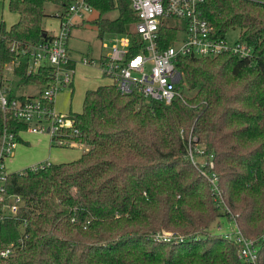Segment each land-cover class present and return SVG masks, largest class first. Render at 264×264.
<instances>
[{"label":"trees","instance_id":"16d2710c","mask_svg":"<svg viewBox=\"0 0 264 264\" xmlns=\"http://www.w3.org/2000/svg\"><path fill=\"white\" fill-rule=\"evenodd\" d=\"M70 2L8 1L17 21H0V75L13 44L49 37L44 5ZM86 2L97 12L89 21L97 38L129 35L135 55L129 0ZM201 9L212 37L239 30L251 57H179V95L168 105L113 83L87 90L81 112L66 115L79 131L66 138L86 145L79 158L6 177L5 193L22 202L0 223V249L17 241L24 222L27 239L0 264H264V3L207 0ZM176 24L162 21L160 48L179 35ZM15 77L40 91L53 83L45 66L28 73L22 65ZM7 125L25 130L13 119ZM201 158L205 165H192ZM221 218L234 230L211 232ZM238 237L253 243L254 263L241 259Z\"/></svg>","mask_w":264,"mask_h":264},{"label":"built area","instance_id":"2783aa9c","mask_svg":"<svg viewBox=\"0 0 264 264\" xmlns=\"http://www.w3.org/2000/svg\"><path fill=\"white\" fill-rule=\"evenodd\" d=\"M207 0H129L136 22L133 32L138 36L134 48L139 49L135 55L129 50L132 46L129 35H111L108 42L101 47L105 53L99 60L82 56L80 63L98 66L102 75L109 78L121 94H138L148 101L170 104L179 95L177 84L181 75L176 68L179 57H216L222 53L233 52L240 57H251V48L235 42L228 44L226 38L212 37L205 19L202 18V5ZM264 3V0H249ZM94 9L86 0H71L67 8L56 11L54 16L59 21V31L32 46L13 44L10 51L14 59L4 67L0 75V200L3 201V213L14 214L21 198L5 193V180L8 173L5 161L12 158L23 131L31 134L45 135L50 143L68 146L71 142L66 137L79 134L73 122L66 116L56 113L53 108V96L61 86L71 85L75 72V63L68 52L67 40L74 26V19L83 21ZM175 20L174 30L183 35L179 46L173 43L167 47L158 46L159 28L163 20ZM25 65L28 73H36L40 67L52 69L53 83L36 96L12 95L10 78L15 70ZM13 119L25 125V130L14 132L8 128ZM19 137V138H18ZM45 165H48L45 164ZM44 166L37 164L29 167L35 170ZM212 175L210 182L214 184ZM215 186V185H214ZM17 241L0 249V259L8 258L25 246L27 234L23 230ZM240 246V257L246 262L254 263L256 249L251 241L237 238Z\"/></svg>","mask_w":264,"mask_h":264},{"label":"rangeland","instance_id":"374dc122","mask_svg":"<svg viewBox=\"0 0 264 264\" xmlns=\"http://www.w3.org/2000/svg\"><path fill=\"white\" fill-rule=\"evenodd\" d=\"M9 0H0V21H3L6 27H10L17 21V15L10 11L8 6ZM45 10L47 16L43 19V26L50 30L51 32L59 31L58 23L55 18H53V14L56 11H60V8L54 4H46ZM93 14V13H92ZM95 14V12H94ZM91 16V15H90ZM89 16V17H90ZM133 27L131 26L130 29ZM57 31V32H58ZM239 30H230L226 33V40L228 44L232 45L239 39ZM113 36L105 34L103 35V43L108 42ZM183 35H179L176 38L174 46L177 47L180 45L182 41ZM100 39L97 38L95 27L91 24H87L85 29H80L72 32V38L69 40L68 48L75 55L86 54L89 53L93 58H96L101 49L100 47ZM102 53L105 51L101 49ZM85 56V55H83ZM97 72V74H96ZM8 77L13 80L11 82V88L14 94H34L37 93L39 87L36 85H27V86H18L16 79L12 78L9 73H6ZM87 79H92L91 81L97 80L100 82L99 84H107L109 81L107 78H104L99 74V72L94 68L91 69L89 67H85L81 64H77L75 66L74 72V82L72 85H64L58 89L53 96L54 109L56 113H60L61 115H67L69 112L79 113L82 110V102H83V93L81 91V86L84 84ZM40 92V91H39ZM193 93V92H189ZM39 94V93H38ZM188 94V92H187ZM36 96V95H34ZM28 135V134H27ZM25 139H28L30 143L35 144L33 148H24L28 147L27 145H19L15 150L14 158L10 161L11 157L5 161L6 169L8 173L10 172H23L20 170L26 166L32 165L37 162H41L40 164H47V162H51L53 164L59 163H67L72 162L79 158L83 149L86 148V145L81 142H71L68 146L63 147H48L44 144L45 139L39 136H27ZM48 140V139H47ZM38 141L42 143L36 145ZM49 142V140H48ZM204 158L195 160V163L192 165H205ZM221 228V233H226L230 231L234 227L231 222H228L225 218H221L218 222H214L209 230L211 232H216L215 227ZM218 233V231H217Z\"/></svg>","mask_w":264,"mask_h":264},{"label":"crops","instance_id":"0c3cea01","mask_svg":"<svg viewBox=\"0 0 264 264\" xmlns=\"http://www.w3.org/2000/svg\"><path fill=\"white\" fill-rule=\"evenodd\" d=\"M46 5V4H45ZM45 5H44V9H45ZM45 12H46V10H45ZM94 12H95V14H94ZM55 13V12H54ZM93 13V14H92ZM92 13H90V14H88V16L83 20V21H80V20H78V19H74V26H73V28L71 29V32H70V36H69V38H68V40H67V46L69 45V40L72 38V32H73V30L74 31H76V30H80V29H85V27H86V25L87 24H89V21H91V20H93L94 18H96L97 17V12L94 10ZM91 15V16H90ZM90 16V17H89ZM53 18H55V16H54V14H53ZM56 19V18H55ZM56 21H57V23H58V28H59V21H58V19H56ZM44 27V26H43ZM44 29L47 31V33H48V35H53V34H55V33H57V31H55V32H51L50 30H48L47 28H45L44 27ZM100 39V38H99ZM99 43H101V39H100V42ZM100 47H101V44H100ZM101 49H103L102 47H101ZM101 49H100V51H99V54H98V56L96 57V58H93L89 53H86V54H80V55H75L72 51H71V49H69L68 48V52H69V55H70V57H71V60L75 63V66L77 65V64H81V65H83V66H85V67H89V68H91V69H96L98 72H99V74L101 75V76H103L102 75V73H101V71L99 70V67L98 66H90V65H85V64H82V63H80V59H81V57L83 56V55H86V56H88L89 58H92V59H94V60H99V58L100 57H102L103 56V54L105 53V51L102 53V51H101ZM96 74H97V72H96ZM104 78H107V77H105V76H103ZM12 78H14V79H17L15 76H13ZM11 80V79H10ZM92 79H87L86 81H85V86H84V84L81 86V91H82V93H83V96H84V93L87 91V90H93V89H95V88H97V87H99V86H102L101 84H99L100 82H98L97 80H94V81H91ZM107 80L109 81V83H107V84H103V85H109V84H111L112 83V81L109 79V78H107ZM13 80H11L10 81V85H11V82H12ZM17 81V80H16ZM73 82H74V76H73V79H72V84H73ZM71 84V85H72ZM39 91L40 90H38V92L37 93H34V94H27V93H21V94H14V92H13V90L11 91V93H12V95H15V96H34V95H37L38 93H39ZM53 108H54V103H53ZM55 110V109H54ZM70 113V112H69ZM68 113V114H69ZM28 134V135H27ZM27 136H39V137H42L43 139H45V141L46 142H44V144L45 145H47L48 147H54V146H52L51 145V143H50V141L48 142V137L47 136H45V135H37V134H31V133H29V132H27V131H23V132H21L20 133V135H19V137H20V139H21V142H19L18 143V145L17 146H19V145H22V144H24V145H27L28 147H24V148H33L34 146H35V144H32V143H30V141L28 140V139H25ZM48 139V140H47ZM40 143H42L41 141H38L37 143H36V145H38V144H40ZM17 149V148H16ZM15 149V150H16ZM84 152V149L82 150V152H81V154ZM14 153H15V151H14ZM80 154V155H81ZM14 155L15 154H13V156H12V158H14ZM12 158L10 159V161L12 160ZM40 163H42V161L41 162H37V163H34V164H32V165H29V166H26V167H24V168H22V169H20V170H23V169H25V168H28V167H31V166H33V165H37V164H40ZM47 163H51V162H47Z\"/></svg>","mask_w":264,"mask_h":264}]
</instances>
